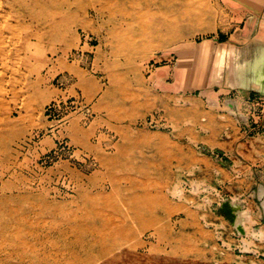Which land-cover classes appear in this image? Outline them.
Listing matches in <instances>:
<instances>
[{
    "label": "crops",
    "instance_id": "0c3cea01",
    "mask_svg": "<svg viewBox=\"0 0 264 264\" xmlns=\"http://www.w3.org/2000/svg\"><path fill=\"white\" fill-rule=\"evenodd\" d=\"M218 4L216 35L162 55L175 62L149 82L159 96L117 109L116 120L103 114L106 98L93 106L91 126L74 118L67 129L72 145L95 152L129 181L121 190L130 192L131 214L115 232L138 240L131 248L145 254V264H264V0ZM57 70L89 94L100 93L97 77L81 66L63 60ZM154 112L158 119L137 126ZM48 127L43 116L28 129ZM103 127L119 139L108 144L100 135L95 142ZM42 145L56 147L52 137ZM224 200L228 211L243 209L247 237H238L219 211Z\"/></svg>",
    "mask_w": 264,
    "mask_h": 264
},
{
    "label": "rangeland",
    "instance_id": "374dc122",
    "mask_svg": "<svg viewBox=\"0 0 264 264\" xmlns=\"http://www.w3.org/2000/svg\"><path fill=\"white\" fill-rule=\"evenodd\" d=\"M134 1L139 9L151 10L148 21L141 24L120 13L124 0H0V229L7 222V210L33 221L41 214L62 224L85 218L80 240L93 244L97 236L90 231L98 230L102 253L96 247L73 249L74 237L69 235V264L146 263L145 254L131 248L138 240L125 241L115 232L123 225L120 218L131 214L130 192L121 190L129 181L121 180L122 173L113 165H102L95 152L71 144L67 129L72 120L91 126L97 118L93 106L106 98L103 114L116 120L117 109L131 108L137 98L144 102L147 95L159 96L149 82L175 62L162 55L182 44L210 39L223 20L218 0ZM147 25L153 38L131 27ZM63 60L97 77L100 93L91 95L72 75L59 73ZM50 88L61 94L52 97ZM68 100H78L79 105L72 106L61 132L52 135L55 124L47 118V108ZM43 116L50 127L28 129ZM158 116H143L137 126L148 127ZM100 135L108 144L119 139L104 127L95 142ZM45 137L55 140V149L44 151ZM59 142H66V147ZM49 237L54 251L68 249L58 235ZM10 264L20 263L13 259Z\"/></svg>",
    "mask_w": 264,
    "mask_h": 264
},
{
    "label": "bare ground",
    "instance_id": "6f19581e",
    "mask_svg": "<svg viewBox=\"0 0 264 264\" xmlns=\"http://www.w3.org/2000/svg\"><path fill=\"white\" fill-rule=\"evenodd\" d=\"M150 11V9H139L134 0H124L120 3V13L127 19L137 20L141 24L153 15ZM131 27L146 33L147 36L149 35L148 38L154 37L153 32L150 33L148 30V25ZM5 218L7 222L0 229V264H10L13 259L20 264H69V235L74 237L71 245L73 249L80 248L85 252L94 247L99 249L102 247L100 232L95 229L90 231L97 236L93 244L88 245L80 240V233L86 231V221L83 217H76L62 224L54 220H46L41 214L36 215L33 221L30 217H20L14 210H7ZM43 232L45 235L42 234ZM53 234L63 239L68 247L67 250L54 251L55 243L49 237ZM100 252L102 253V249Z\"/></svg>",
    "mask_w": 264,
    "mask_h": 264
},
{
    "label": "built area",
    "instance_id": "2783aa9c",
    "mask_svg": "<svg viewBox=\"0 0 264 264\" xmlns=\"http://www.w3.org/2000/svg\"><path fill=\"white\" fill-rule=\"evenodd\" d=\"M76 104L79 105L78 100H74V101L68 100L67 102H55V104L48 106L47 111H46L47 118L50 121L54 122V124H55V126H53L51 131H50V133L52 135L60 133L61 129H63L64 126H66L68 124L69 115L73 112L72 106L76 105ZM78 110H82V113H83L82 108L78 109ZM88 113L90 115L89 110L87 111V115L85 114L86 120H89V118H90V116H88ZM59 145H60V147L65 148L66 142H61Z\"/></svg>",
    "mask_w": 264,
    "mask_h": 264
},
{
    "label": "water",
    "instance_id": "95a60500",
    "mask_svg": "<svg viewBox=\"0 0 264 264\" xmlns=\"http://www.w3.org/2000/svg\"><path fill=\"white\" fill-rule=\"evenodd\" d=\"M171 52V51H170ZM168 53V52H167ZM263 98V97H262ZM264 99V98H263ZM240 118H244L242 115L239 116ZM244 120V119H243ZM246 120V119H245ZM245 123V121H244ZM246 127L248 128H252V124L249 121H246ZM222 210H219L222 214L226 215L230 221L232 222L234 228H235V232L236 235L238 237H242L245 238L247 237V230L245 228L246 225V220L244 218L241 217V212L243 211V209H240L239 211L236 212H231L227 210V200H224L222 202ZM243 208V207H242ZM264 219V218H263Z\"/></svg>",
    "mask_w": 264,
    "mask_h": 264
}]
</instances>
